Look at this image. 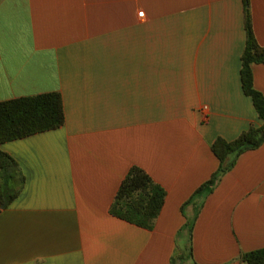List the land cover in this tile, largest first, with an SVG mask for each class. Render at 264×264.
I'll list each match as a JSON object with an SVG mask.
<instances>
[{
  "label": "crops",
  "instance_id": "crops-1",
  "mask_svg": "<svg viewBox=\"0 0 264 264\" xmlns=\"http://www.w3.org/2000/svg\"><path fill=\"white\" fill-rule=\"evenodd\" d=\"M249 8L264 46V0ZM246 41L244 0H0V101L59 92L66 115L1 145L25 184L0 213V264H246L263 249L264 142L206 186L213 143L264 125ZM252 71L264 95V63ZM133 166L167 192L152 230L110 213Z\"/></svg>",
  "mask_w": 264,
  "mask_h": 264
},
{
  "label": "trees",
  "instance_id": "trees-1",
  "mask_svg": "<svg viewBox=\"0 0 264 264\" xmlns=\"http://www.w3.org/2000/svg\"><path fill=\"white\" fill-rule=\"evenodd\" d=\"M244 4L247 41L242 55V84L244 93L252 98L264 124V95L255 88L252 71L253 64L264 63V46L258 43L254 34L249 0H244ZM65 122L63 98L59 92L0 101V213L17 198L25 184V176L18 162L3 151L1 145L58 129ZM263 142L264 125H252L233 141L218 138L212 145V151L218 157L220 167L206 186L211 187L230 170L238 156L258 148ZM166 196V190L148 172L133 166L114 198L110 213L126 222L152 230L164 207ZM241 258L246 264H264V248L244 253Z\"/></svg>",
  "mask_w": 264,
  "mask_h": 264
},
{
  "label": "built area",
  "instance_id": "built-area-1",
  "mask_svg": "<svg viewBox=\"0 0 264 264\" xmlns=\"http://www.w3.org/2000/svg\"><path fill=\"white\" fill-rule=\"evenodd\" d=\"M140 17H144V13H140Z\"/></svg>",
  "mask_w": 264,
  "mask_h": 264
}]
</instances>
